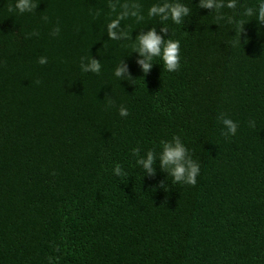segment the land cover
I'll return each mask as SVG.
<instances>
[{
  "label": "trees",
  "instance_id": "16d2710c",
  "mask_svg": "<svg viewBox=\"0 0 264 264\" xmlns=\"http://www.w3.org/2000/svg\"><path fill=\"white\" fill-rule=\"evenodd\" d=\"M15 2L0 0V264H264V27L247 22L240 42L228 23L236 10L217 20L191 0L184 24L166 22L180 68L157 58L144 74L132 44L160 25L147 15L156 0H113L115 10L34 0L24 13ZM126 3L144 19L125 18L128 39H109ZM91 56L98 74L81 71ZM123 59L132 80L114 76ZM222 112L238 121L234 136L221 135ZM173 135L201 174L194 186L168 177L165 192L158 161L143 177L131 149L158 152ZM117 163L125 175L113 174Z\"/></svg>",
  "mask_w": 264,
  "mask_h": 264
},
{
  "label": "clouds",
  "instance_id": "9594fccd",
  "mask_svg": "<svg viewBox=\"0 0 264 264\" xmlns=\"http://www.w3.org/2000/svg\"><path fill=\"white\" fill-rule=\"evenodd\" d=\"M110 7L115 10L117 4L113 0H109ZM191 0H156L148 8L147 15L149 17H158L160 25L140 29L132 44V52H135V64L140 70L147 74L153 67L154 60L159 58L162 61V66L169 72L176 71L181 64V49L180 40L173 39L170 35V26L166 23L172 21L174 24H184L193 11L189 6ZM15 10L20 13L31 12L37 5L34 0H16ZM196 7L201 9H209L211 12L217 13V20L224 19L222 9L236 10L232 16L228 17V23L234 26V29L239 33V41L241 42V34L245 31V24L255 20L257 30L264 27V0H255L251 5L244 7L240 12V0H198ZM140 5L137 3L123 4L121 10L116 13L114 18H111L107 25V35L112 40L128 39L129 33L121 28V21L131 16L138 21L143 20L144 16L140 12ZM47 20V17H43ZM159 28V30H158ZM59 26L53 30V35L58 34ZM249 37H245L248 41ZM264 47V44H261ZM130 54V55H131ZM39 63H47V57L41 56L38 58ZM85 61H87L85 63ZM81 71L99 73L101 71V62L99 59L91 57H81ZM114 76L121 80H132L130 66L125 60H121L114 69ZM119 115L126 117L129 115L127 107L121 105L119 107ZM223 125L221 135L225 137L234 136L237 133L238 121L233 120L225 113H220L217 117ZM250 127H255V120L249 121ZM131 153L135 158V164L142 168L143 177L154 178L157 172V161L159 169L167 174L165 179L158 182L157 187L167 192L169 189V179L171 177V185L177 183L196 185L198 177L201 174L200 164L192 158L189 148L182 141L180 136L173 135L171 139L162 140L160 142V150L157 152L154 148L147 149L142 153L140 147H133ZM113 174L116 176L125 175L122 166L117 163L113 169Z\"/></svg>",
  "mask_w": 264,
  "mask_h": 264
}]
</instances>
